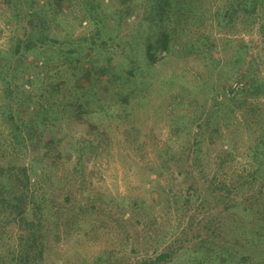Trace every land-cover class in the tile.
<instances>
[{
    "label": "rangeland",
    "instance_id": "374dc122",
    "mask_svg": "<svg viewBox=\"0 0 264 264\" xmlns=\"http://www.w3.org/2000/svg\"><path fill=\"white\" fill-rule=\"evenodd\" d=\"M8 1L10 0H0V107L2 77L10 72L9 68L2 64V49L9 52V47L18 38L24 39L29 23L26 17L28 7L32 5L38 10V5L43 0ZM152 1L109 0L111 5L104 7L103 17L112 19L115 10L119 9L122 13L121 20L116 18L121 24L124 20L131 23L128 26L122 25L125 27L122 32H127L135 25L134 21L141 18L155 23L157 17L153 20L154 15L145 12ZM53 4L49 9L51 8L53 13L57 10L58 15L46 24L47 29H56L58 37L61 35V38L76 40V37L82 39L88 35L94 36L96 41L104 39L108 47L99 55L103 59H119L116 57L121 54L128 57L137 53L130 47L131 40L124 52L121 47L114 46V43L111 45L107 34L110 29L108 26L111 25L106 26L102 35L93 22H81L79 16L82 0H55ZM170 6L174 10L167 22L175 26L169 31L171 51L152 53L157 60L162 57L163 60L139 71L137 89L134 88L129 101L121 104L115 100L113 95L120 90V85L115 82L108 87L105 77L100 76L96 86L95 107L105 103L114 114L112 117H103L100 111H96V120H93L98 123L97 120L104 118V126L101 124L104 133L100 134L96 130L91 132L86 124H80L88 119L87 114L82 118H74L68 111L63 118L60 116V121L70 124L66 131L74 135L71 141L77 139L80 143V137L93 141L94 147L86 152L85 160L84 183L89 189L84 194L76 190L74 195L78 200L89 199L91 202L95 199L98 206L95 211L89 210L80 214L79 210H73V206L66 205L60 214L63 218L73 216L68 219L70 227L62 224L63 219L60 218L58 231L61 237L55 249L52 247L49 251L47 248L41 258L37 256L36 260L29 264H58L61 261L56 259L62 254L68 255L72 264H93L98 257H103L105 251L114 252L121 264H138L141 259H148L154 252L163 250L171 255L167 261L157 264H234L237 261L232 258H238L236 254L228 261V255L216 257L214 253L206 255L203 252H195L194 247L202 238H209V241L215 239L217 245L224 247L234 246V252L250 255L249 259L253 258L258 260L257 264H264V244L253 242L249 226L240 227V232L237 230L240 224L250 222L246 213L252 210L248 207L252 208L255 204L260 207L264 205V186L262 193L258 192L259 183L256 181L251 189L255 197L244 205H237L235 198L232 202L233 194L228 193L230 188L238 185V181L242 180L246 172L245 165L249 163L250 157L244 154H247L248 141L255 136L251 127L255 129V124L264 126V92L247 102L241 100L234 104L232 108L235 116L230 120L225 121L221 115V118L217 117L207 125L205 121L214 103L212 96L218 90L216 86L220 84L218 77L222 76L221 73L227 67L222 68L219 65L217 69L212 68L210 73L201 58L202 54L197 58L193 52L188 53L187 49L190 41L198 36L200 27H203L210 33L212 47L208 54L218 63L231 59L232 47L236 48L242 42L251 45L252 51L257 53V43H261L264 32L258 21L252 23L250 20H239L243 18V12L238 13L235 21L218 25L212 0H171ZM176 9H180V12ZM146 28H149L148 24ZM166 28L168 29V26ZM164 31L163 27H158L151 35L158 37ZM51 35L52 33L48 38L49 42L52 40ZM227 40L232 44L226 45ZM28 43H34L36 46L19 53L18 81L23 82L24 87L34 96L51 97L50 101L54 103L55 109L60 108L59 100L70 103L68 91L73 84V70L69 69L67 60L63 61L59 54L60 50L67 51V44L56 48L50 43L48 46L51 53H48L51 60L44 63L43 45L39 39H30ZM97 53L96 49L95 57ZM141 53L139 52L140 55ZM262 53L264 54V50ZM5 59H8L7 54ZM262 59L264 62L261 54V61ZM6 63L8 64V60ZM261 69L264 73V65ZM38 74L39 76L35 77ZM236 86L235 84L234 87ZM108 89L110 97L104 92ZM220 93L225 94L222 91ZM244 123H249L250 126ZM7 127L8 124L0 112V155L2 143L7 140ZM51 133L52 135L48 136L46 134L39 143L38 152L47 150L56 156L57 153L67 156L70 152L72 155L67 166L72 167L78 158L76 148L68 146L66 134L55 130ZM97 137H102L100 146L95 140ZM200 143L203 158L196 162L193 149ZM232 149L234 151L231 154L236 157L234 162L219 170H216L213 161L209 163L206 160V157L213 160L216 155L224 159ZM59 168L53 167L50 170V174L56 179L62 175ZM206 174L207 178L204 179ZM78 182L75 187L79 186ZM18 183L19 181L13 178L11 186L16 187ZM238 196L240 200L245 198L241 193ZM134 202H138L139 207L141 205L140 209L133 208ZM119 208L125 210H118ZM255 213L252 211L250 216L258 217ZM140 214L157 221L154 228L158 234L154 233L152 237L144 234L141 226L136 225L135 217ZM49 221L51 220L48 219L47 222ZM22 228L23 226L14 222L7 223L4 220L2 223L1 220L0 264H28L26 257L29 255L25 248L34 240L25 235L22 242ZM55 229L53 224L47 233V240L51 243L56 235ZM243 232H249V235L243 236ZM64 233L68 235L65 236Z\"/></svg>",
    "mask_w": 264,
    "mask_h": 264
},
{
    "label": "trees",
    "instance_id": "16d2710c",
    "mask_svg": "<svg viewBox=\"0 0 264 264\" xmlns=\"http://www.w3.org/2000/svg\"><path fill=\"white\" fill-rule=\"evenodd\" d=\"M54 1L43 0L38 5V10L30 5L26 13L29 23L27 24L24 39L15 38L17 40L9 47V52L2 49V64H5V67L9 68L10 72L3 74L2 77L3 91L0 112L2 113V118L8 124V132L7 140L5 139V142L2 143V155H0V160L2 159L0 162V222L2 220L3 223L5 220L7 223L14 222L17 225L23 226L22 230H24V233H20L22 235L20 238L22 242L25 240V235L34 240V242L29 243L25 248V251H28L27 254L29 255V257H26L28 264L36 260L37 256L41 258L47 248L49 251L52 250V247L55 249L61 237L58 231L60 218L63 219L62 224L67 225V228L70 227L68 219L73 216L63 218L60 214L66 205L73 206V210H79L80 214L89 210L95 211V208L98 206L95 199L91 202L89 199L78 200L74 195L76 190L84 194L89 189L88 185L84 183L86 182L85 160L86 152L94 147H92L93 141L84 139L83 137H80L82 145H79L80 143L77 139L71 141L74 135H70L66 131L67 128H70V124L60 121V116L63 118L68 111L71 112V116L74 118H82L84 114H87L88 119L81 121L80 124H86L91 132L96 130L100 134L104 133L102 127V125L104 126V118L97 120L98 123L94 121L96 120V111L97 113L100 111L103 117H112L114 114L109 111V107L105 103L99 107H95L96 86L100 80V76L105 77L108 87L111 83L114 84L115 82L120 85V90L113 95L115 100L120 101L121 104L122 102H128L134 88L137 86L138 82L136 81L137 74H140L139 71L143 70L144 67L154 65L159 60H163V57L157 60L152 53L161 51L170 53L171 33L169 31L170 28H175L173 24L167 22L171 17L170 13L174 10L170 6L171 0H153L149 4V9H146L145 12L153 14V20L157 17L156 22L149 23L148 19L141 18L136 22L134 21L135 25L128 29L127 32L121 31L122 28H125L122 25L128 26L131 23L124 20L121 24L119 19L122 13L119 9L115 10L112 19H107L106 16L103 17L105 14L104 9L108 5H111L109 0H82V10L79 16L81 22L83 20H86L88 23L93 22L94 25H97L96 28L102 35L105 28H107L106 26L111 25L108 26L110 29L107 31L108 40L111 45L114 43V46L121 47L124 52L127 50V43L131 40L130 47L137 52L128 57H124L121 54V56L116 57L119 59L112 57L103 59L99 55L104 53V50L108 47V43L104 39L96 41L97 39L90 35V37L87 35L82 39L76 37V40H72L69 37L65 39L61 38V35L58 37L56 29L55 31L47 29L46 22L53 18L56 19L58 15L57 10L53 13L51 8L49 9L50 6L54 5ZM120 1L125 2L126 0ZM212 2L214 4V16L217 19L218 25L222 26L235 21L238 13L243 12V18L241 17L239 20L244 22L250 20L252 23L258 21L261 30L264 32V0H212ZM176 10L180 12V9ZM201 14L204 17V14ZM147 24L149 28H146ZM167 26L168 29L166 28ZM158 27H163L165 31L158 37L152 36L151 33ZM50 33H52V40L49 42ZM197 35L196 38L190 41L187 48L188 53L193 52L197 58L202 54L203 57L201 58L204 65L209 69V72L212 68L217 69L219 65L222 68L227 67L221 73L222 76L218 77L220 84L216 86L218 90L212 96L214 103L205 123L209 125L213 119L217 117L221 118V115L224 116L225 121L227 119L230 120L231 117L235 116L232 108L234 104L241 102V100L247 102L250 98H256L264 92V73L261 69V66L264 65L263 59L261 61V54L264 57L262 53V50H264V34L263 39L260 40L263 47L261 43H257L259 46L257 53L252 51L251 45L242 42L236 48L232 47L233 55L230 56L231 59H224L218 63H215L208 54L212 47L210 33L205 28L200 27ZM30 39H39L42 43L44 63L51 60V55L48 53V51L51 53V49L49 50L50 46H48L50 43L52 44L51 46H55L56 48L66 46V44L68 46L67 51L62 52L60 50L59 54L63 57V61L67 60L69 69L73 70V84L68 91L71 102L59 100V109H55L54 103L50 101L51 97L42 98L34 96L30 93L29 89L24 87L23 82L18 81L19 66L17 63L19 62V53L21 50H29L36 46L34 43H28ZM225 44L231 45L232 42L227 40ZM96 49L98 50L97 58L94 55ZM139 52H142L141 55ZM5 54L8 56V64L6 63ZM37 76L39 74L35 77ZM142 76L144 75L142 74ZM72 78L70 77V81ZM33 80L34 78L31 79V81ZM235 84L237 85L236 87H234ZM106 89L107 87L104 90ZM108 91L109 89L104 92L107 97H110V91ZM220 91L225 94L222 95ZM239 95L242 96L239 97ZM86 121L88 122L86 123ZM262 123L264 124L263 121ZM244 124L250 126L249 123ZM255 126V129L251 127L255 136L248 141L247 154L246 152L244 154V156L250 157L249 163L245 165L246 172L243 174L242 180L238 181V185L230 188L228 192L230 195L233 194L232 202L235 198L237 205H244L251 198L253 200L255 194L251 189L256 181L259 183L258 192L262 193L264 186V126L262 127V125L259 126L257 124ZM53 130L60 134H66L65 136H68V146L76 148L78 158L72 167L67 166L72 155L68 150L67 156L62 155L63 153H57L56 156V154L53 155L47 150H44L42 153L38 152L39 143L44 139L46 134L47 136L52 135L51 132ZM212 132H214V129H212ZM260 132H262L261 136ZM100 139L102 137L95 138L98 146L101 145ZM197 146L193 149V153H195L194 161L199 162L203 158L201 156L203 152L201 143ZM233 151L232 149L224 159L216 155L213 160L209 157H206V160L209 163L213 161L214 167H216V170H219L224 165L234 162L236 157L231 154ZM53 167H58L62 170V175L57 179L50 174V170ZM155 170L160 171V169ZM13 178L19 181L16 187L11 186ZM78 178H80L79 182ZM205 178H207V174L204 176ZM62 181L63 183H60ZM77 182L79 186L75 187ZM223 192L227 194V192ZM238 192L245 195L243 200L239 199ZM89 197L90 195H88ZM133 204L135 205L133 208L140 209L141 205L139 207L138 202H134ZM248 209L256 212L255 214L258 217H254L255 215L251 217L252 211H248L246 216L250 219V222L248 224H240L237 230L240 232V227L249 226L252 231L253 242L257 241L256 243L264 244V205L260 207L258 204H255L252 205V208L248 207ZM118 210L124 211L125 209L119 208ZM135 218L136 225L141 226L145 235L152 237L158 232L154 228V225L157 224L155 219H147L141 214ZM48 219L51 221L47 222ZM53 224H55V230L57 231L51 243V241L47 240V233L52 229ZM254 225L255 228L253 229ZM65 231L68 232L67 230ZM64 235L67 236L68 233H64ZM244 235H249V232H243ZM254 238L257 239L254 240ZM76 243L78 244V242ZM194 248L195 252H203L206 255L211 253H214L216 257L228 255L230 256H227L228 261L231 260L232 255L236 254L238 258L232 257L237 260L234 264L258 263V260L249 259L250 255L234 252V246L228 248L223 245H217L215 239L209 241V238H202L196 243ZM170 255L168 251L164 250L154 252V255H151L148 259H141L138 264H157L161 261H167ZM56 260L61 261L58 264H72L71 258L65 254L58 255ZM93 264H121V261L116 259L114 252L105 251L103 257H98Z\"/></svg>",
    "mask_w": 264,
    "mask_h": 264
}]
</instances>
